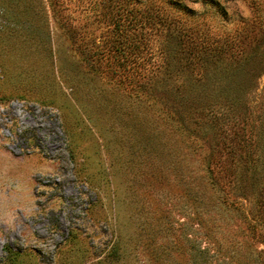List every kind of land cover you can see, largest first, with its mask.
<instances>
[{
	"label": "rangeland",
	"instance_id": "374dc122",
	"mask_svg": "<svg viewBox=\"0 0 264 264\" xmlns=\"http://www.w3.org/2000/svg\"><path fill=\"white\" fill-rule=\"evenodd\" d=\"M106 3L0 0V264H264V0H146L205 53L157 36L133 81Z\"/></svg>",
	"mask_w": 264,
	"mask_h": 264
},
{
	"label": "trees",
	"instance_id": "16d2710c",
	"mask_svg": "<svg viewBox=\"0 0 264 264\" xmlns=\"http://www.w3.org/2000/svg\"><path fill=\"white\" fill-rule=\"evenodd\" d=\"M107 1V12H108V26L107 33L108 39L106 40L105 46H101V49H97V54L107 61V64H110L109 61L112 60V66L118 69H123L127 73L131 74V78H128L130 81L136 80V75L133 73L135 71L134 68L136 64H138L137 60H141V56L150 55L151 56V48L154 40H156L157 36H163L165 42H171L174 40V43L177 46H182L188 49L190 48V52L194 56L196 54H203L202 47L205 44V37L197 43L194 38L198 37V31L192 30L190 28H183V26L176 27L172 26L171 19L167 17H161L160 13H153L151 9L146 6V0H106ZM204 3L214 5V0H202ZM138 4L143 5L142 7L138 6ZM169 4L178 12L185 14H192L194 11L188 8L186 5L181 4L179 2H169ZM218 7V6H217ZM248 34L243 38H247ZM242 43V41H238V44ZM234 45V44H233ZM232 44H228L229 50H231L234 46ZM172 48V47H171ZM99 51V52H98ZM198 54V55H199ZM197 55V56H198ZM149 56V57H150ZM199 59V58H197ZM110 64V65H111ZM131 83V82H130ZM160 145L155 148V152L161 153ZM210 176L212 178V172H210ZM190 193V192H189ZM186 194H188L186 192ZM191 194V193H190ZM192 196V195H191ZM193 197V196H192ZM198 199L196 194L191 199L193 203L198 204ZM201 201V198H200ZM221 204V202H220ZM210 205V204H209ZM213 208L221 211V207L217 206V204H211ZM239 216H246L239 210L240 208H236ZM205 214V213H204ZM200 226L204 231V235L206 237H211L212 232L214 231L213 222L211 224V219L204 217L203 215H198ZM240 218V217H239ZM247 218V217H246ZM253 220V219H252ZM261 238L264 240V234H262ZM190 243L192 250H194V257H200L203 259L202 264H217L213 263V259L215 258V253L219 254L221 251L220 248H216V252L211 250L210 246L196 248L195 240ZM237 255L246 260L244 256L238 251ZM246 255L251 256L250 252H246ZM221 256V255H220ZM238 257V258H239ZM230 260L235 259V256L230 254ZM236 258V260L238 259ZM222 262L218 264H228L227 258L222 256ZM244 261L237 260L235 264H243Z\"/></svg>",
	"mask_w": 264,
	"mask_h": 264
},
{
	"label": "bare ground",
	"instance_id": "6f19581e",
	"mask_svg": "<svg viewBox=\"0 0 264 264\" xmlns=\"http://www.w3.org/2000/svg\"><path fill=\"white\" fill-rule=\"evenodd\" d=\"M55 145V144H54Z\"/></svg>",
	"mask_w": 264,
	"mask_h": 264
}]
</instances>
